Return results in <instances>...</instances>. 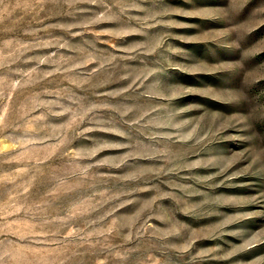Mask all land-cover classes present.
<instances>
[{
	"label": "rangeland",
	"instance_id": "rangeland-1",
	"mask_svg": "<svg viewBox=\"0 0 264 264\" xmlns=\"http://www.w3.org/2000/svg\"><path fill=\"white\" fill-rule=\"evenodd\" d=\"M0 264H264V0H0Z\"/></svg>",
	"mask_w": 264,
	"mask_h": 264
}]
</instances>
